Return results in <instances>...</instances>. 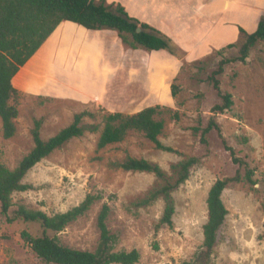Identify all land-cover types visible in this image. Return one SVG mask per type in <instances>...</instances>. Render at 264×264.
Returning a JSON list of instances; mask_svg holds the SVG:
<instances>
[{
  "label": "rangeland",
  "instance_id": "374dc122",
  "mask_svg": "<svg viewBox=\"0 0 264 264\" xmlns=\"http://www.w3.org/2000/svg\"><path fill=\"white\" fill-rule=\"evenodd\" d=\"M104 1L108 6L122 4L127 8L121 0ZM136 1L141 16L146 13L140 5L155 4L159 13L156 22L164 21L159 10L164 14L170 9L167 7L169 0H124L129 5ZM66 23L69 24L62 22L60 26ZM60 26L25 65L27 73L22 68L13 79L19 97L11 103L18 106L19 115L15 120L16 134L11 139L4 137L0 118L1 162L11 170L17 168L35 146L32 131L38 120L42 122L40 132L45 141L71 125L75 115L84 111L95 114V117L84 118L83 124L98 125L99 130L87 131L82 137L72 139L29 171L23 182L32 188L13 194L11 211L24 204L53 216L78 206L88 194H101L103 198L96 201L84 216L62 232L50 233V236L57 235L63 246L94 252L100 242L98 215L108 203L111 207L108 226L119 238L117 250H138L141 258L136 264H195V255L204 242L209 191L217 180L234 176L239 166L232 162L231 154L225 150L216 130L207 135L209 144L203 145L201 134L196 135L192 128H205L212 116V108L221 103L210 77L223 59L238 58L245 35L241 32L242 39L233 43V47L225 46L192 58L173 40L181 53L180 57L170 53L178 61L173 67L170 59L159 60L158 52L137 47L141 48L138 51L148 54L142 57L140 69L143 72L167 83L173 73L174 77L169 96L165 95L163 88L154 92L134 87L137 93L128 97L127 93L120 94L127 88L125 70L137 69L138 65L124 60V56L121 63L108 62L105 65L120 74V80L108 75L104 83V80L85 77L87 59L92 62L99 56L97 60L101 62L113 55L118 60V51L109 56L105 51L107 48H103L104 43L112 40L107 35L101 36L104 32L116 34L120 45L122 39L118 32L109 29L89 31L76 24L67 28L73 33L75 30L86 32L83 42L97 44L95 46L100 49L95 52L96 47L90 49L82 45L85 51L78 59L80 48H76V41L71 36L61 34L63 28ZM93 34H99L94 43ZM150 55H153V63L148 60ZM59 60H65L64 70ZM218 79L221 90L232 95L234 104L229 111L218 114L216 120L227 143L254 171L257 182L232 183L224 191L222 198L228 215L219 232L212 264H264V43H258L251 50L246 62L235 61L226 65ZM173 83L179 86L176 97L172 96ZM154 106L161 107L163 113L159 117L165 120L160 140L174 152L156 148L153 142L137 132L131 133L120 144L98 149L104 112L134 114ZM127 155L160 165L173 180L176 176L172 166L189 157L199 159L186 183L173 193L176 207L173 229L164 226L156 232L165 206L162 199L143 207L136 205L155 188L157 180L150 173L120 168L118 164ZM241 172L244 175L245 169L242 168ZM0 225V264H47L26 246L21 236L24 230L41 236L42 229L38 224L23 221L8 224L0 212Z\"/></svg>",
  "mask_w": 264,
  "mask_h": 264
},
{
  "label": "trees",
  "instance_id": "16d2710c",
  "mask_svg": "<svg viewBox=\"0 0 264 264\" xmlns=\"http://www.w3.org/2000/svg\"><path fill=\"white\" fill-rule=\"evenodd\" d=\"M101 0H0V118L3 133L6 139L16 134L15 120L19 110L16 104L11 103L19 97V91L13 84V79L20 70L40 50L62 22H72L87 30L97 31L109 29L117 31L123 42L132 48L142 47L148 51L167 50L174 56H181L179 47L168 36L156 28L132 17L122 4L115 7L108 6ZM138 29H141L138 32ZM246 40L240 48V55L235 60L223 59L213 72L210 80L221 99L212 110V116L205 128L193 127L192 131L200 135L203 145H208L207 135L216 130L226 151L231 154L232 162L239 166L232 177L217 180L211 187L207 199L208 221L204 225V242L196 253L195 264H212V256L219 239V232L223 227L228 210L223 201V193L232 183L247 181L255 184V173L249 164L236 155L235 150L227 143L222 129L216 120L218 114L229 111L234 102L232 95L221 90L218 76L222 75L225 66L229 63L246 62L251 50L264 41V15L261 17L257 30L249 34L241 29ZM234 44L229 45L233 47ZM179 93V86L172 85V96ZM163 113L160 106L147 107L134 114L121 112L102 114L103 128L100 132L97 147L99 150L120 144L133 132L142 134L154 143L156 148L174 152L172 147L164 145L160 136L165 128V120L159 116ZM86 117L94 118L95 114L84 111L76 114L71 125L61 130L57 135L45 141L41 137L40 120L35 121L32 131L35 146L26 155L14 170L9 169L1 162L0 153V212L8 224L18 221L38 224L42 229L41 236H34L29 231L21 233L26 246L47 264H136L141 255L138 250L118 251L119 238L113 234L108 226L111 207L105 203L98 215L97 225L100 231V242L94 252L72 249L60 244L57 235L69 224L84 216L96 201L103 198L101 194H88L76 207L64 212L49 216L43 211L33 210L24 204H19L12 210L13 194L24 192L32 188L23 182L25 176L37 164L51 155L57 149L74 138L82 137L87 131L97 132L99 126L84 125ZM199 159L189 157L172 166L176 178L168 177L164 169L146 159H137L127 155L125 160L118 164L125 171L145 172L155 175L156 186L149 194L136 205L143 207L152 204L158 199L164 201L163 215L156 227L158 232L162 227L174 228L173 217L176 213L173 193L178 190L191 175L192 169L198 165ZM245 169L243 175L241 169ZM2 227L0 225V235Z\"/></svg>",
  "mask_w": 264,
  "mask_h": 264
},
{
  "label": "crops",
  "instance_id": "0c3cea01",
  "mask_svg": "<svg viewBox=\"0 0 264 264\" xmlns=\"http://www.w3.org/2000/svg\"><path fill=\"white\" fill-rule=\"evenodd\" d=\"M121 1L127 7L126 10L131 16L136 17L141 22L156 28L161 33L174 40L178 45H182V47L186 49L189 58H192V56H204L214 50H219L225 46H229L230 44L237 43L242 39L241 29L249 34L254 33L258 28L261 17L264 15V0H169L170 4L167 5V7H170V9L164 14H162L159 10L160 14L164 18V21L156 22L155 20L156 17L159 16V13L155 10V4L147 3L145 7L140 5L144 8L146 13V15L141 16L138 13L139 5L137 4V1L135 4L133 3L131 5L124 2V0ZM175 3H177L176 5L178 8L175 6ZM129 7H133V9L129 10ZM180 22L182 24H179ZM68 23L69 24L66 23L60 26V28H63L61 34L69 35L75 39L76 48L79 47L81 50L80 52L78 50V59H81V54L85 51L82 45H85V47L90 49L92 47L95 49V45L97 44L93 46L91 43L88 44L89 42H83V39H86L85 36H87L86 32L75 30V33H73L66 30L75 24H72V22ZM101 34V36L107 35L112 40L104 43L103 48H107L105 51L109 56L118 51V60L113 55L108 59H103L101 62H98L97 60L99 56H96L92 62H89L87 59L86 78L97 79L99 81L104 80L105 83L106 78H108L109 75L112 79L120 80L122 78L121 75L115 71H111V68L105 67V65L108 62L110 64H117V62L120 61L121 63L123 62L121 58L124 56V60L129 62L133 61L135 62V66H138L137 69L134 67V70H125L127 73L125 76V79L127 80V88L120 94L127 93L128 97L134 96L137 93L136 90H134L135 87L139 88L141 91L152 90L154 92L163 88L166 93L165 95H170L169 88L174 77V73L168 83L162 78L154 79L149 73H145L142 69H140L142 68L141 64L143 63V54L148 55L146 52L143 53L141 50L138 51L141 48H132L131 46L124 44L122 40L120 41V45H118L117 41L119 40H117L116 34L109 35L108 32ZM97 35L99 34H93V43L94 38ZM260 43L264 42L262 41ZM96 51H100V49L96 47L95 52ZM153 52H158V55L160 56L159 60H164V58L170 59L172 61L171 67L178 64V61L172 58L171 54L165 50ZM148 60L150 63H153V55H150ZM64 61L65 60H59V62L62 63L60 64V67L63 68L62 70H64ZM23 68L24 73L26 74L27 67L25 66ZM121 69L122 68L119 70ZM165 70L167 71V69ZM133 74H141V76H134ZM126 77L131 78L130 80L132 82ZM137 81L139 82L136 84ZM100 85L101 83L99 82V86ZM131 87L133 89H131ZM39 92L44 93L43 91Z\"/></svg>",
  "mask_w": 264,
  "mask_h": 264
},
{
  "label": "water",
  "instance_id": "95a60500",
  "mask_svg": "<svg viewBox=\"0 0 264 264\" xmlns=\"http://www.w3.org/2000/svg\"><path fill=\"white\" fill-rule=\"evenodd\" d=\"M141 31V29H138V32H140Z\"/></svg>",
  "mask_w": 264,
  "mask_h": 264
}]
</instances>
